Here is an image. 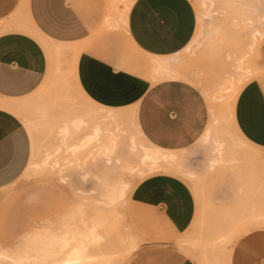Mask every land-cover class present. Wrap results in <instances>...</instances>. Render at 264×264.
I'll return each mask as SVG.
<instances>
[{"label": "rangeland", "instance_id": "1", "mask_svg": "<svg viewBox=\"0 0 264 264\" xmlns=\"http://www.w3.org/2000/svg\"><path fill=\"white\" fill-rule=\"evenodd\" d=\"M192 2L198 14L196 32L178 55L182 59L177 56L180 62L172 63V58L169 62L178 72L203 77L199 84L182 80L198 88L209 113L202 134L208 140L202 139L195 146L203 156L200 161L194 160L195 170L185 163L188 157L173 166H165L166 171L157 170L160 165H154L156 170L152 165L146 168L148 163H140V152L153 146L142 138L130 117L131 107L100 109L83 96L72 74L63 72V76L48 80L34 94L22 99L27 109L18 115L31 125L26 126L32 142L31 156L23 174L0 189V251L20 261L8 259L0 264H42L33 258L35 251L27 241L40 228L55 234L62 226L67 227L73 231L71 244L76 245L79 230L89 228L85 221H91L93 209L88 206L94 198L96 204L105 199L106 212L103 205L98 209L100 204L94 210L106 214L101 217L110 218L109 222L104 220L111 223V230L97 211L93 215L96 212L103 224L100 225V220L93 222L94 216L92 222L101 229L106 225L111 241L117 239L114 241L117 249L140 241L135 250L116 263L128 264L146 243L131 228L127 218L128 198L139 181L153 174L176 176L191 186L196 204L192 222L184 234L169 244L185 257L187 250L196 254L200 263L191 259L195 264H231V255L245 236L264 232V151L254 149L233 124L234 102L241 89L251 80L264 81V35H258L264 25L257 22L264 17V0H248L254 13L250 24L247 22L250 16L231 7L226 9L220 0ZM115 3L120 4L113 1L110 5L118 10ZM123 11L124 8L118 10L119 21L124 20ZM218 26L224 29L223 33H217ZM4 28L0 25V32ZM207 59L211 62L204 66ZM148 72L151 74L149 69ZM216 96L220 98L215 99ZM132 141L137 152L131 149ZM214 160L220 162L212 163ZM138 164L141 168L144 165V170H139ZM131 165L133 170L127 168ZM125 167L130 169V174ZM103 191L107 193L102 194ZM112 231L116 233L113 238ZM220 237L224 241L217 242ZM228 251H231L230 261ZM223 252L227 261L222 257Z\"/></svg>", "mask_w": 264, "mask_h": 264}, {"label": "crops", "instance_id": "2", "mask_svg": "<svg viewBox=\"0 0 264 264\" xmlns=\"http://www.w3.org/2000/svg\"><path fill=\"white\" fill-rule=\"evenodd\" d=\"M113 1L0 0L5 27L0 32V189L23 174L31 156L26 128L31 125L18 115L27 109L22 99L63 72L72 74L83 96L100 109L133 108L136 126L151 146L183 150L193 170L194 160L203 157L195 148L209 119L202 93L151 72L154 59L168 63L190 44L198 22L192 0H120L124 5L116 3L118 10L128 7L125 21L118 20ZM40 39L64 51L48 53ZM233 124L254 149L264 151V81L251 80L241 89ZM195 208L184 179L153 174L139 181L128 198L127 218L146 243L128 264L200 263L190 250L187 258L169 244L187 231ZM231 264H264V232L245 236Z\"/></svg>", "mask_w": 264, "mask_h": 264}, {"label": "bare ground", "instance_id": "3", "mask_svg": "<svg viewBox=\"0 0 264 264\" xmlns=\"http://www.w3.org/2000/svg\"><path fill=\"white\" fill-rule=\"evenodd\" d=\"M116 2H120V4L124 5L123 1L117 0ZM220 2L224 5V7L226 9L227 8L230 9V7H231L232 10L235 9L234 11H236V12L239 11L240 14H246L247 16H250L248 18L247 22H248V24L251 23V21H252L251 18L254 16V13H253V6H252V4L250 2H248V0L246 2H243V0H220ZM234 5H235V8H234ZM127 8L128 7H127V4H126V6H124L123 13H121V17L123 19L125 17H127L126 16ZM227 15L229 16L228 13H227ZM126 19L127 18H125V20ZM242 20L243 19H241V22H243ZM236 21H238V20H236ZM257 22L261 26H263L264 25V17H262L260 19H257ZM251 26H252V24H251ZM29 31L35 34V32H33V30L31 28L29 29ZM217 31H218L217 33H223L224 29L222 27L218 26L217 27ZM258 35H264V30L262 31V33L260 32ZM40 41H41L43 47L48 51V53H53L54 52L55 54H61L64 51V48H62V47L54 46V45H51V44L49 45V44H47V42H44L41 39H40ZM263 42L264 41H262V44H263ZM178 55L180 56V53L176 54L175 56L172 57V59H173L172 63L179 61V60H177V56ZM179 58L182 59L181 57H179ZM201 60H200V62H201ZM197 61H199V59H197ZM210 62H211L210 59H207V60H205L203 62V65L204 66L209 65ZM151 72L159 80H161L163 78H169V79L177 78V79H181V80H184L186 82H190V83H194V84H197V83L199 84V83H201L203 81L202 80L203 77L200 78V76H198L196 74H190L189 72H186V71L178 72V71L174 70L171 67V63L170 62L167 63V61H161V60H156V59L153 60V65L151 67ZM219 98L220 97H217V96L215 97V99H219ZM0 105H4V104L0 102ZM130 109H131L130 110L131 112H129V115L135 122V120H136V112H135V110L133 108H130ZM97 132L98 131H95V134H97ZM202 139L205 140V141L208 140L207 135L206 134L203 135L199 139V141L202 140ZM131 149H132V151L137 152L136 145H135V143L133 141L131 143ZM140 153H141L140 156H139L140 163L141 164L144 163V165H146L148 163V165H147L148 167H146V168H149L151 165H152V168L154 167V165H156L157 167L160 165L162 167H158V168L156 167V168H157V170L162 168L163 171L164 170L166 171V169H167L165 166H169V165L173 166L174 164H177L180 160L184 159L185 156H186V155H184L185 153H184L183 150L168 151V150H163V149L157 148L155 146L151 147L150 150H146V148H145V150H143ZM214 162L215 163L216 162L219 163L220 161L219 160H216V161L214 160L212 163H214ZM136 164H137V162H135V165H134L135 169H136V166H137ZM144 165H143V167H144ZM131 166L130 167L127 166V168H130L131 170H133V165H131ZM139 166L140 165L138 164V168L140 170L141 166L140 167ZM163 166H164V168H163ZM143 167L141 168L142 170H144ZM127 168L125 170H127ZM156 168L154 167L155 170H156ZM130 169H129V171H130ZM135 169H134V173L133 174L136 175ZM129 171L127 173L130 174ZM147 171H148V169H147ZM185 173H187V172H185ZM144 174H145V172H144ZM136 177H138V176H136ZM111 187H114V186H111ZM115 189L117 190V188H115ZM121 189H123V188H121ZM106 190H108V189H106ZM111 190H113V189H111ZM111 190H109L108 192H111ZM104 192L107 193V191H103L102 194H104ZM118 196L119 195H116V197H118ZM124 196H126V195H124ZM110 197L111 196L108 195L107 198L111 199ZM121 198H122V196H121ZM121 198L119 197V199H121ZM94 199H95V201L94 200L91 201V199H90L89 206H88L89 208L93 209V210L90 209L91 210V215H90L91 221H89L88 223L85 221V223L87 225L84 224V228H85V225L88 226L89 228L86 227L87 229H85V230H79L78 238H77L78 240H77V244L76 245H74V244L72 245L71 244L72 243L71 241L73 240V234H72L73 231L71 229L67 230V227L63 228V226H62L61 229H63L64 231L59 229V231H57V232L54 231L55 234L50 232L49 230L47 231L46 230L47 228H40L41 231L42 230L43 231L45 230V231L44 232L43 231L41 232L40 230H39V232L36 231L37 233H33L32 235H30L28 237V240L26 239L28 241V244L31 245L32 249L35 251L34 255H33V258L36 261H38V262L40 261L42 264H116L118 262H121L124 257L129 255L133 250H135L138 247L140 241L139 242L136 241V243H134V241H133V242H130L129 244H127V243L124 244L123 247L121 246V249H117V246H115V243H114V241L116 242L117 239L116 240L112 239L113 241H111V239H110V233L111 232H109L105 228L106 225L111 224V223H108L110 221V218L107 217L106 219H107V221L109 219V221L106 222L105 221L106 219L104 218L106 214L105 215L104 214L101 215V213H103L102 211H100L101 213L99 212L100 214L98 213V211L100 209H102L101 208L102 205L105 207V204H104L105 199L104 200H99L97 204H96V202H97L96 198H94ZM111 200H109V201H111ZM117 200H116V202L118 204L119 202ZM100 201H102L103 204H101ZM109 201H107V202L109 203ZM91 202H92V204H91ZM93 202H95V203H93ZM113 202H115V200H113ZM108 203H107V205H108ZM98 205H99V207H98ZM96 207H98L99 210L98 209L94 210V208L96 209ZM113 207H116V206H113ZM105 209H106V207L104 208V212H106ZM108 210H109V208H107V212H108L107 215L110 214V211H108ZM93 211H97V214H98V216H100V219H102L103 222L105 221L106 223H108V224L105 223L106 225H104V227L102 229H101L100 226L99 227L97 225L94 226L95 223L93 224V222H97L98 223V221L100 219H97V217L95 216V215H97L96 212H95V215H93L94 214ZM124 212H125V210H124ZM112 214L113 213H111V215ZM103 215H104V217H101ZM92 216H94L95 220L96 219L97 220L93 221L94 218ZM102 220H100V225H101ZM114 220H116V219H114ZM103 222H102V224H103ZM91 223H92V225H91ZM118 223L122 224V222H118ZM107 228H109V227H107ZM131 228H133V227H131ZM110 230H111V226H110ZM114 231H115V228H114ZM58 232L59 233L61 232V233L59 235H56V233H58ZM114 234H116V233L113 232L111 238L114 237L113 236ZM24 237H26V236H24ZM225 256H226V252H225ZM225 256H224V252H223L222 253V257H224V259L227 261V259H226L227 256H226V258H225ZM214 257L217 258L218 256H214ZM8 259H10L12 261H15V262L20 261V259L11 258L7 254H5L2 251H0V263H3V262H5V260H8ZM212 260H211V262H212ZM206 261H207V259H206ZM215 261L216 260H214L213 262H215ZM219 261H221L220 258H219ZM209 262H210V260H209ZM210 264H213V263H210Z\"/></svg>", "mask_w": 264, "mask_h": 264}]
</instances>
